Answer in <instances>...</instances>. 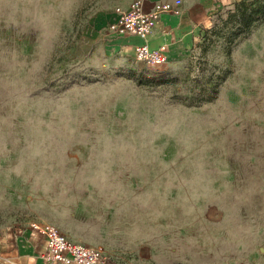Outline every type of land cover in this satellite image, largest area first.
Segmentation results:
<instances>
[{
  "label": "rangeland",
  "instance_id": "374dc122",
  "mask_svg": "<svg viewBox=\"0 0 264 264\" xmlns=\"http://www.w3.org/2000/svg\"><path fill=\"white\" fill-rule=\"evenodd\" d=\"M132 2L0 0V229L79 198L202 264L213 232L264 225V16L235 35L232 6L151 65L108 30Z\"/></svg>",
  "mask_w": 264,
  "mask_h": 264
},
{
  "label": "crops",
  "instance_id": "0c3cea01",
  "mask_svg": "<svg viewBox=\"0 0 264 264\" xmlns=\"http://www.w3.org/2000/svg\"><path fill=\"white\" fill-rule=\"evenodd\" d=\"M158 1H169L172 9L160 12L152 30L144 36L115 35L112 41L119 49L134 52L135 46L146 44L154 49L163 47L165 56H172L190 46L195 32L209 24L215 14L230 9L241 0H144L143 7L149 10ZM6 187L7 182H0V191H3L0 205L7 204ZM21 198V193L15 194L13 203H21ZM46 203L50 221L37 218L42 222L57 224L62 232L76 241L101 247L103 257L100 264L182 263L173 246L163 242L162 230L153 233L150 225L115 227L112 219L110 221L111 215L105 221L101 210L85 208L79 198L66 200L63 205L61 200L47 198ZM255 217L249 228L241 226L238 238L234 240L227 237L224 231L223 240L220 241L222 237L213 232L212 239L203 249L207 257L198 259L199 262L264 264V225L258 213ZM92 224L96 226L97 235L84 237L83 231L90 229ZM43 248L44 236L34 232L29 224L22 225L14 232L0 229V264H41L39 254Z\"/></svg>",
  "mask_w": 264,
  "mask_h": 264
},
{
  "label": "built area",
  "instance_id": "2783aa9c",
  "mask_svg": "<svg viewBox=\"0 0 264 264\" xmlns=\"http://www.w3.org/2000/svg\"><path fill=\"white\" fill-rule=\"evenodd\" d=\"M143 1L133 0L127 8L116 7L117 17L110 22L108 30L115 35L144 36L152 30L160 12L172 9L169 1H158L146 11ZM134 55L151 65L165 60L163 47L154 49L146 44L135 46ZM29 226L44 236V248L39 254L41 264H100L102 261L101 247L76 241L52 223L33 220Z\"/></svg>",
  "mask_w": 264,
  "mask_h": 264
},
{
  "label": "trees",
  "instance_id": "16d2710c",
  "mask_svg": "<svg viewBox=\"0 0 264 264\" xmlns=\"http://www.w3.org/2000/svg\"><path fill=\"white\" fill-rule=\"evenodd\" d=\"M234 9L229 13V19L235 22L234 34L250 32L255 21L264 16V4L255 3L254 0L245 2L238 1L234 4Z\"/></svg>",
  "mask_w": 264,
  "mask_h": 264
}]
</instances>
